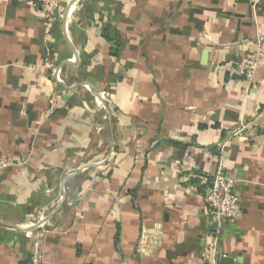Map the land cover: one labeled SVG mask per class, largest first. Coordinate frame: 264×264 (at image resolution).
Segmentation results:
<instances>
[{
    "label": "crops",
    "instance_id": "obj_1",
    "mask_svg": "<svg viewBox=\"0 0 264 264\" xmlns=\"http://www.w3.org/2000/svg\"><path fill=\"white\" fill-rule=\"evenodd\" d=\"M60 13L47 27L37 0H0V264H29L40 216L45 264H264V60L229 73L264 0ZM220 160L241 209L215 238L202 194Z\"/></svg>",
    "mask_w": 264,
    "mask_h": 264
},
{
    "label": "built area",
    "instance_id": "obj_2",
    "mask_svg": "<svg viewBox=\"0 0 264 264\" xmlns=\"http://www.w3.org/2000/svg\"><path fill=\"white\" fill-rule=\"evenodd\" d=\"M63 0H37L42 18L47 27L52 26L60 17V5ZM245 52L230 66V76H236L239 79L251 80L255 71L264 60V34L260 31L254 37L243 42ZM47 113L50 114L57 107L55 99L51 97L48 101ZM242 129V127L240 128ZM8 164L7 161H0V169ZM235 181L224 171L221 160L211 175L209 184L204 188L202 199L207 213L215 221L216 226L213 231V237L219 233V227L222 223L234 222L240 213V202L234 191ZM44 217L40 216L34 222V228L31 232L29 245V264L44 263ZM211 252V251H209ZM211 264H216L218 257H212V253L206 257Z\"/></svg>",
    "mask_w": 264,
    "mask_h": 264
},
{
    "label": "water",
    "instance_id": "obj_3",
    "mask_svg": "<svg viewBox=\"0 0 264 264\" xmlns=\"http://www.w3.org/2000/svg\"><path fill=\"white\" fill-rule=\"evenodd\" d=\"M219 264H232L231 258L222 256L219 258Z\"/></svg>",
    "mask_w": 264,
    "mask_h": 264
},
{
    "label": "trees",
    "instance_id": "obj_4",
    "mask_svg": "<svg viewBox=\"0 0 264 264\" xmlns=\"http://www.w3.org/2000/svg\"><path fill=\"white\" fill-rule=\"evenodd\" d=\"M113 39V43L112 42H110L111 44H112V52L114 53V54H117V52L119 51V49H118V46H117V44H116V38L115 37H113V38H111V40Z\"/></svg>",
    "mask_w": 264,
    "mask_h": 264
}]
</instances>
